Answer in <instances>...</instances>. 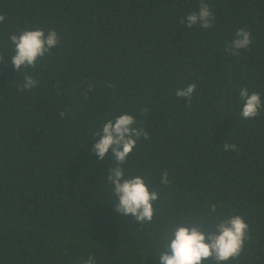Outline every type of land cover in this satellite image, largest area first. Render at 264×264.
<instances>
[{
  "label": "trees",
  "instance_id": "1",
  "mask_svg": "<svg viewBox=\"0 0 264 264\" xmlns=\"http://www.w3.org/2000/svg\"><path fill=\"white\" fill-rule=\"evenodd\" d=\"M205 2L216 17L206 30L180 22L199 0H0V264H81L90 253L97 264H160L175 227L213 232L232 215L248 228L220 264H264V109L238 115L240 87L264 100V0ZM37 27L60 39L28 69L39 84L21 92L26 69L14 70L8 37ZM241 27L253 42L233 56L225 45ZM188 83L190 104L175 95ZM121 112L149 133L123 165L158 193L149 222L115 211V162L91 151Z\"/></svg>",
  "mask_w": 264,
  "mask_h": 264
},
{
  "label": "clouds",
  "instance_id": "2",
  "mask_svg": "<svg viewBox=\"0 0 264 264\" xmlns=\"http://www.w3.org/2000/svg\"><path fill=\"white\" fill-rule=\"evenodd\" d=\"M5 16L0 14V22ZM216 20L215 13L209 3L199 0L197 11L190 12L181 18V23L187 28L198 26L209 29ZM13 45L11 64L15 71L20 72L21 66L23 80L18 91H27L35 88L39 80L29 74L28 69H35L37 61L50 54V50L59 43V36L54 29L47 33L42 28H25L8 37ZM252 37L246 28H238L232 40L225 45V52L239 56L240 50H250ZM109 87L111 85L109 84ZM196 91L195 83H188L185 87L177 88L175 95L183 98L186 103L193 99ZM239 117L242 120H252L258 117L264 109V100L261 93L249 91L248 87L239 88ZM148 113V109L142 110ZM63 115V113H61ZM91 151L99 160L111 156L115 162L106 174V182L111 186V194L115 200V211L123 216H132L138 222H149L153 216L152 202L158 199V193L150 189L141 175H125L123 165L135 149L137 142L143 138L149 139V133L141 124L138 126L137 118L131 113L121 112L107 119L99 129L93 133ZM225 152L238 151V146L225 141L222 145ZM161 183L168 182L166 170L161 172ZM248 225L240 215L222 218L215 225V231L205 232L196 225H179L174 228L170 240L163 251L157 254L160 264H201L202 260L212 257L217 264L229 260L237 255L242 247ZM81 264H97L96 258L90 253Z\"/></svg>",
  "mask_w": 264,
  "mask_h": 264
}]
</instances>
